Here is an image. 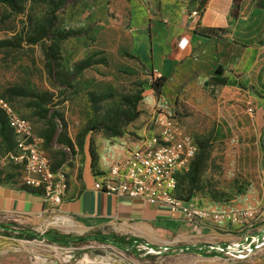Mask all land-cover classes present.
Instances as JSON below:
<instances>
[{
    "label": "rangeland",
    "instance_id": "374dc122",
    "mask_svg": "<svg viewBox=\"0 0 264 264\" xmlns=\"http://www.w3.org/2000/svg\"><path fill=\"white\" fill-rule=\"evenodd\" d=\"M12 1L15 9L0 4V97L29 122L32 136L53 170L68 171L76 164L79 166L87 154L94 163L97 142L111 138L106 128L126 133L128 123L140 117L137 109L145 86L157 79L151 78V73L130 51L127 0ZM148 1L152 5L153 0ZM176 1L186 6L189 16L198 12L202 0ZM155 6L158 8V3ZM43 33L47 37L28 43ZM58 35L65 39L59 40ZM47 48L57 49L55 77L49 75ZM80 62H88L90 66L76 72L75 65ZM217 84V79L208 77L180 86L174 106L182 113L183 129L196 144L187 173L193 175L202 160L197 158H205L199 180L193 182L194 197L201 193L199 197L205 194L207 199L228 205L231 201L248 200V189L258 181V176L252 162L253 148L237 146L230 134L221 140H211L214 124L207 121L210 117L202 121L203 130L193 129L202 119L200 108L214 104L213 93L206 98L204 87ZM142 118L143 122L149 121L148 117ZM13 145L12 133L0 113V179L23 187L24 172L6 157ZM226 219V225L213 228L212 235L200 237L199 243L173 244L180 251L168 255L169 249L146 246L145 250L136 243L122 251L100 234L79 236L48 231L39 235L33 230L40 226L37 222L0 216V248L25 251L29 259L44 264H79L85 256L101 260L98 264H114L110 258L124 260L122 264L128 263L126 259L138 264H264V226L253 224L254 228L249 230L248 225L239 223L241 227L235 229L230 226V219ZM45 236L73 241L78 250L69 263H66L69 252L56 254L39 244L50 243ZM256 237L259 239L255 240ZM233 245L238 246L237 252L244 251L243 255L256 247V254L237 258L242 254H232Z\"/></svg>",
    "mask_w": 264,
    "mask_h": 264
},
{
    "label": "crops",
    "instance_id": "0c3cea01",
    "mask_svg": "<svg viewBox=\"0 0 264 264\" xmlns=\"http://www.w3.org/2000/svg\"><path fill=\"white\" fill-rule=\"evenodd\" d=\"M126 2L130 51L151 73V78H166L159 94L156 96L148 83L137 109L140 117L128 123L126 133L97 142L94 163L87 154L79 166L76 164L68 171L61 169L68 187L59 205L52 206L33 189L0 179V216L37 222L40 226L33 230L39 235L48 231L79 236L100 234L121 250L136 243L139 247L169 249L168 255L180 251L173 244L199 243L200 237L212 235L213 228L226 225V217L232 228L241 227L232 221L235 212H251L245 221L264 226V0H206L198 10L197 20H190L189 10L176 0H153L152 5L148 0ZM218 71L220 75L215 74ZM208 77L222 83L204 87L206 98L213 93L214 104L200 108L202 119L193 129L203 130L202 121L210 117L207 121L214 124L211 140H221L230 134L237 146L254 149L252 162L256 164L258 181L248 189V200L231 201L227 205L207 199L205 194L199 197L201 193L194 197L191 180L193 177L199 180L204 157L197 158L202 160L195 167L196 176H190L188 169L180 173L183 175L179 176L176 188V196L181 201L191 189L190 200L211 213L204 223H187L181 215L171 213L156 202L120 198L94 188V183L112 164L123 160L128 152L146 146L149 138L157 133L152 122L155 108L161 104L175 108L180 86ZM176 112L182 126V113ZM143 116L149 118L147 123L143 122ZM45 238L53 244L74 245L70 240ZM24 252L0 248V264H44L37 259L32 261ZM110 259L114 264L124 263V260Z\"/></svg>",
    "mask_w": 264,
    "mask_h": 264
},
{
    "label": "built area",
    "instance_id": "2783aa9c",
    "mask_svg": "<svg viewBox=\"0 0 264 264\" xmlns=\"http://www.w3.org/2000/svg\"><path fill=\"white\" fill-rule=\"evenodd\" d=\"M198 18L197 11L189 15L190 20ZM248 111L252 112L251 109ZM0 113L5 117L6 126L14 138L13 150L7 152L6 157L24 172L23 185L38 191L52 206L59 205L66 196L68 187L65 173L52 169L41 146L32 136L29 122L18 116L10 103L2 97ZM176 113V109L168 104L155 108L152 122L157 127V133L149 138L146 146L128 152L123 160L112 164L94 183V188L120 198L156 202L166 206L171 213L181 215L187 223H204L211 213L194 201L184 202L176 196L177 176L187 171L196 152L194 140L184 135ZM247 216H251V212H235L232 214V221L245 223L252 230L254 225L245 221ZM258 239L259 237L255 238ZM39 244L52 249L56 254L69 252L66 263L70 262L73 253L78 250L75 245ZM237 247H230L232 254L244 252H237ZM141 249L147 248L141 246ZM256 249L250 248L245 255L235 257L253 256Z\"/></svg>",
    "mask_w": 264,
    "mask_h": 264
},
{
    "label": "trees",
    "instance_id": "16d2710c",
    "mask_svg": "<svg viewBox=\"0 0 264 264\" xmlns=\"http://www.w3.org/2000/svg\"><path fill=\"white\" fill-rule=\"evenodd\" d=\"M206 0H202L199 4V8L202 7L204 4H205ZM0 4H6L8 5L11 9H15V6H14V3L12 0H0ZM52 24H50L49 26H51ZM47 37V34H41L40 36H38L37 38H34V39H30L28 40V43H37L38 41H40L41 39ZM59 40H64L65 37L61 36V35H58L57 36ZM55 48H47L46 50V61H47V67L49 69V75L52 77L54 76V66H55V62H56V56H57V49ZM90 66V63L88 62H80V63H77L75 65V71L76 72H81L83 71L84 69H87L88 67ZM55 77V76H54ZM166 81V78L164 77H159L157 79H155L151 84H150V87L151 89L156 93V94H159L160 92V89L161 87L163 86V84L165 83ZM219 83H222V80H218ZM106 130L110 131L109 132V135L111 136H115V135H119L117 132H114L113 130H111V128H106ZM191 164V162H190ZM53 169V168H52ZM56 170V169H54ZM60 170V169H58ZM197 174V173H196ZM196 174H194V176H196ZM183 174H179L177 176V184H178V178L179 176H181ZM196 181V178L193 177L192 180H191V184L193 186V182ZM24 188H27L25 186H23ZM36 191V190H35ZM38 192V191H36ZM39 193V192H38ZM193 196V193L191 192V189L188 190L187 194H186V197L183 199L184 202H188V201H191L190 198ZM182 200V199H181Z\"/></svg>",
    "mask_w": 264,
    "mask_h": 264
},
{
    "label": "bare ground",
    "instance_id": "6f19581e",
    "mask_svg": "<svg viewBox=\"0 0 264 264\" xmlns=\"http://www.w3.org/2000/svg\"><path fill=\"white\" fill-rule=\"evenodd\" d=\"M104 260H105V258H104ZM101 262V260H91V259H89L88 257H84L81 261H80V263L79 264H98V263H100Z\"/></svg>",
    "mask_w": 264,
    "mask_h": 264
},
{
    "label": "water",
    "instance_id": "95a60500",
    "mask_svg": "<svg viewBox=\"0 0 264 264\" xmlns=\"http://www.w3.org/2000/svg\"><path fill=\"white\" fill-rule=\"evenodd\" d=\"M215 74H216V75H220V74H221V72H219V71H218V72H215Z\"/></svg>",
    "mask_w": 264,
    "mask_h": 264
}]
</instances>
